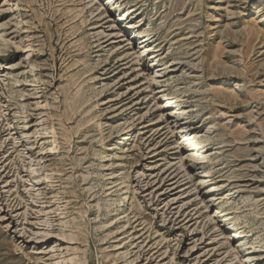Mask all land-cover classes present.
I'll list each match as a JSON object with an SVG mask.
<instances>
[{"label":"rangeland","instance_id":"374dc122","mask_svg":"<svg viewBox=\"0 0 264 264\" xmlns=\"http://www.w3.org/2000/svg\"><path fill=\"white\" fill-rule=\"evenodd\" d=\"M108 1L0 0V264H248L236 230L264 262V0Z\"/></svg>","mask_w":264,"mask_h":264},{"label":"bare ground","instance_id":"6f19581e","mask_svg":"<svg viewBox=\"0 0 264 264\" xmlns=\"http://www.w3.org/2000/svg\"><path fill=\"white\" fill-rule=\"evenodd\" d=\"M112 2H113V0H109L107 3H105V4H102V11H111L112 9H113V4H112ZM20 6V5H19ZM257 15V14H256ZM124 17H125V15H120V17H119V21H122L123 19H124ZM261 20L259 21V24H261V25H263L264 24V16H262L261 18H260ZM127 21H128V19H127ZM127 21H124V22H121V26H122V31L124 32V30H125V33H129V40L131 39V40H137L138 39V26H136V25H134L133 23H131V22H127ZM4 26H6V25H4ZM7 31L6 30V28H4V29H1V31ZM245 31H246V29H245ZM1 36V35H0ZM1 39H2V41L3 42H6V40H5V38H4V36H2V37H0ZM139 41H140V51H141V56L142 57H149V59H151V62L153 63L152 65L153 66H155V68L154 69H156V71H155V76L153 77V81L157 84V83H159V81H158V79L159 78H164L165 76H164V74L165 73H167L166 72V69H164V68H162V65H160L159 66V63H160V59H159V57H160V55L159 54H157L158 53V51L159 50H155V48H153V46H152V44H150V43H148V39L147 40H144V41H142L141 39H139ZM26 49V52H25V54L26 53H28V52H31L32 50H27V48H25ZM154 50V52H152V53H148L149 51H151V50ZM148 53V54H147ZM1 54H2V50H1V48H0V56H1ZM42 56H44V55H42ZM140 57V56H139ZM32 59H34V56H32ZM122 61H124V60H120L119 62H118V66H119V64H120V66H122V65H124V64H122L121 62ZM16 67H18V66H16V64L15 65H7V68H9V69H12V68H14V70H12V75L14 74V72H19V70L16 68ZM121 68V67H120ZM124 68V67H123ZM17 69V70H16ZM174 71V70H173ZM212 73V72H211ZM162 74H163V76H162ZM24 75V74H23ZM22 75V76H23ZM34 75H36L35 73H34ZM240 78V76H237V79H239ZM225 83L226 84H229V85H235L236 87H234L233 88V90L231 91V92H229V96L231 97V99H232V97L234 98H237L239 95H238V92H239V90L241 89L240 87V84L237 82H233V81H231V80H229V79H226L225 80ZM21 86H24V85H21ZM215 91V90H214ZM224 92H227V91H224ZM223 92V93H224ZM162 93V91H160V92H158L157 94H161ZM225 94V93H224ZM226 94H228V93H226ZM162 99H163V103H165V105H163L162 107H161V109H166V111H168V113H166V115H167V117H170L171 119H173L174 121L172 122L174 125H175V127L174 128H176L177 130H178V133H179V135L181 136V140H182V142H183V144H185L186 146H188L189 148H190V151H191V153H192V155H193V158H194V160H196L197 162H199L201 165H203L205 162H207L208 161V152L207 151H205V146H201V143H198L196 140H195V135L194 134H192V133H187L186 132V130H187V127L185 126V124H181V122H183V120H178V119H175L172 115L174 114V112L178 115V114H183L184 115V113H186L185 112V110H184V108H181L180 107V105H178L177 103H176V101H174V99H172V98H166V95H164V94H162ZM25 101V100H24ZM102 102H104V101H102ZM108 104V103H107ZM177 104V105H176ZM103 105H106V103L104 104L103 103ZM96 106V105H95ZM30 118L31 119H33V118H35V115L34 114H31L30 115ZM21 125V128H25V126L23 125V123H20ZM97 125H100V123L98 122L97 123ZM36 127H39V126H36ZM26 131V130H25ZM25 131H23L22 133H24V134H26L25 133ZM133 131V129H131V130H129L128 132H126L124 135H129L130 134V132H132ZM197 135V134H196ZM102 137V136H101ZM127 137H129V136H127ZM27 138V140L30 142V144H32V142H31V140L28 138V136L26 137ZM45 139V137H43V138H41V140L40 141H42V140H44ZM127 139H130V138H125L124 140H127ZM45 141V140H44ZM33 147H34V145H33ZM44 157H46V156H44ZM107 156H103L102 158H106ZM102 167H106V165L104 164V165H102ZM107 169L105 168L104 169V171H106ZM205 174H206V176L205 177H207V178H210V176H209V172L208 171H206V170H204L203 171ZM114 174H111V178H108L109 180H113V182H112V184H114V183H116L117 181H115L116 180V177L115 176H113ZM35 179H38L37 177H34ZM87 179V178H86ZM123 179V178H122ZM147 179V178H146ZM202 180V179H201ZM144 181V180H143ZM210 181H212V180H210ZM121 183V182H120ZM175 182H173V184H174ZM202 183L203 184H205V181H202ZM172 185V184H171ZM220 185L221 184H219V183H212V184H210L209 186H208V191L206 192L207 194H208V196L211 198V202H213L214 201V199H215V197L217 196V194H216V191L218 192L220 189H219V187H220ZM110 187L109 188H107V190H106V193H107V197H110L111 195H112V193H110L111 192V190L112 189H114L116 186H114V185H109ZM151 188V187H150ZM118 190H120V189H118ZM117 191V190H116ZM115 191V192H116ZM108 206H112L111 204H108ZM219 209H217V211H218ZM221 213V212H220ZM216 217V216H215ZM221 217H225V218H227L228 217V215L227 214H223V215H221ZM122 215H116V216H113V217H111L110 218V220L106 223L107 225L108 224H110L109 225V229H111V231L109 232V234H111V235H114L115 233H116V235H121V234H124V233H126V231H124L123 230V228L124 227H126L128 224H129V227H128V229H130V227H133V225L134 224H137V222H138V220H134L133 222H131V220L129 219L128 220V222L125 224L123 221H122ZM218 218V217H217ZM226 221V220H225ZM138 226H140V225H138ZM144 228V227H143ZM142 227H139L138 228V230H136V235H137V240H139V239H141L144 235H145V233L144 234H142V235H139L140 234V232H142V231H144V229H143ZM112 229H115V230H112ZM143 233V232H142ZM138 235H139V237H138ZM245 237L246 236H244V235H242V233H239L237 230L236 231H234V235H233V237H231V239H233V241H235V242H237V243H239V247H237V249H238V252H239V254H245L246 252H247V254L246 255H244V259H245V261L247 262V261H249L248 262V264H252L251 263V260H254L255 261V259L256 258H253L252 257V254L254 253V252H249V250L250 249H254V247H252V248H248V249H245V251H243V248L244 247H246V243L244 242L243 243V241H245ZM54 238V237H53ZM74 239L73 238H70V239H68V243L69 244H71V242L73 241ZM71 241V242H70ZM133 244H134V242H133ZM118 246H120V245H118ZM248 247V246H247ZM118 249H121V248H118ZM117 249V250H118ZM150 250H148L147 252H149ZM147 255V254H146ZM133 260L131 261V264H133ZM243 263H245V262H243ZM256 264H264V262H260V261H258V262H256Z\"/></svg>","mask_w":264,"mask_h":264}]
</instances>
